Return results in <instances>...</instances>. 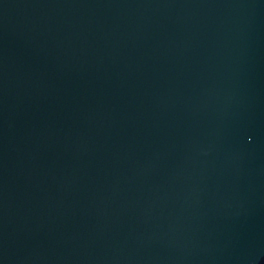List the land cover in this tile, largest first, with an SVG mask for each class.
<instances>
[{"label":"water","instance_id":"95a60500","mask_svg":"<svg viewBox=\"0 0 264 264\" xmlns=\"http://www.w3.org/2000/svg\"><path fill=\"white\" fill-rule=\"evenodd\" d=\"M0 264H264V0H0Z\"/></svg>","mask_w":264,"mask_h":264}]
</instances>
